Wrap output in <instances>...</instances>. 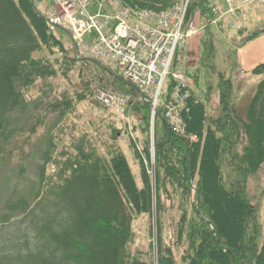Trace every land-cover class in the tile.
Masks as SVG:
<instances>
[{
    "label": "trees",
    "instance_id": "16d2710c",
    "mask_svg": "<svg viewBox=\"0 0 264 264\" xmlns=\"http://www.w3.org/2000/svg\"><path fill=\"white\" fill-rule=\"evenodd\" d=\"M127 1L156 10L165 9L169 3L168 0ZM194 11L199 12L204 22L212 17L209 0H189L186 16ZM263 32L264 27L236 43V48ZM64 34L70 44L63 41ZM50 43L62 52L64 62L59 60V63L65 68L63 73L58 72L59 64L55 66L34 54ZM75 56L76 46L68 31L60 26L49 30L32 0H0V138L7 135L8 115L23 106L21 88L29 84L30 75L63 76L77 65L74 60L80 59ZM83 59L95 65L91 74L94 82L122 91L128 97L131 111L137 113L136 126L147 154L149 103L140 98L137 88L123 80L113 66ZM213 60L212 39L204 37L200 62L204 72L208 70L218 78L220 95L216 114L207 117L204 102L189 94L182 116L186 131L197 139L190 140L163 125L156 141V207L158 212L161 207L162 211L164 207H174L179 212L168 214L170 243L162 240L159 221L157 264H173V249L179 246L185 264H264V225L258 240V226L252 220L253 207L243 195L246 174L258 168L264 158V78L258 80L245 116H241L231 95L230 78L218 67L216 71ZM250 72L264 74V62ZM103 74L107 77L103 78ZM62 102L64 108L69 106V101ZM161 110L156 107L162 119ZM38 115L32 116L34 122L40 118ZM109 138L111 141L108 139L102 146V153L91 147L85 137L68 139L59 154L62 167L55 196H42L38 190L27 214L33 213L27 221L24 246L0 245V264H153L151 249L131 250L133 215L150 216L149 174L143 166V185L138 187L123 149L112 141L113 137ZM50 153L47 149L42 155L40 182L44 180L45 164L51 160ZM222 155L226 156L227 178L222 172ZM25 202V198L19 199L16 206L19 212L27 209ZM222 206L230 209L233 223L228 219L230 215L225 216Z\"/></svg>",
    "mask_w": 264,
    "mask_h": 264
},
{
    "label": "rangeland",
    "instance_id": "374dc122",
    "mask_svg": "<svg viewBox=\"0 0 264 264\" xmlns=\"http://www.w3.org/2000/svg\"><path fill=\"white\" fill-rule=\"evenodd\" d=\"M100 1L98 0V2ZM32 2L36 12L47 21L49 30L59 29V25H62L72 38L70 30H74L73 25L65 27L64 23L51 22L48 20L45 11L40 10V8L49 9L52 13L61 17L60 19L66 20V16L73 11L70 8L69 10H63V5L75 4V1L32 0ZM168 2L166 10L171 9L178 2L186 5L183 27L188 28L191 34L183 39L182 52L185 63L183 67L187 72L189 84L186 88L188 96L189 94L194 95L204 102L205 115L207 117L209 114H216L220 95L218 78L215 73L211 74L208 70L204 72L200 62L202 38L212 39L215 69L216 71L218 69L223 70L224 74L230 78L231 95L235 106H237L238 113L241 116H245L246 107L257 88L258 80L264 78V74L246 72L235 66L234 59L238 48H236L235 44L264 27V16L256 17L251 13L252 7L258 8L262 6L264 9V2H259V0L246 2L243 0H209L212 17L206 20L208 22L207 25H205L206 22L203 21V17L199 15L198 11H194L189 17L186 16L189 0H168ZM87 10L88 8L84 11L87 14H91ZM95 25L99 26V24ZM78 28H81L79 24L77 25ZM86 34H84V38H86ZM52 35L55 36L54 34ZM63 41L66 44H70L65 34L63 35ZM86 43H83L85 47L90 46L92 40L88 41V44ZM44 46L37 49L34 54H38L44 60L51 61L53 64L55 63V66L59 64L58 72L61 71L63 73L62 71L65 68H62L63 66L59 63V60L64 62L63 57L60 56L62 52H58L55 45L51 43L46 47ZM95 46L96 43L93 47ZM75 57L80 59L74 60V64L77 65L70 67L67 74H62L63 76L59 74L47 76V74L43 73L42 75L32 73L30 75L32 79H27L29 84L21 88V92L24 94L23 106L20 110L12 111L8 115L7 130L5 132L7 135L0 138V151L7 153L6 155H0V245H5L6 248L14 245L24 246L27 221L31 219L33 213L31 215L27 214L35 203L38 190L42 196L48 198L55 196L54 190H57V185L60 181L58 174L61 169L59 168L62 167L61 148L67 145L69 138L85 137L90 142L91 147L94 146L102 153V146L108 142V139L111 141V138H109L111 136L113 137L112 141L115 144H119L123 149L132 174L137 185H139L138 187L143 185L141 178L143 166L149 174L151 182L149 189L151 192L150 216L144 213L133 215L132 229L134 238L131 250L146 252L148 248L151 249L152 263L157 264L156 255L159 243L157 226L160 227L159 221L161 223L162 240L164 241L165 239L166 243H170L171 225L168 214L177 215L179 212L174 207H164L165 211H162L163 208L161 207L158 212L156 207L155 145L162 133L163 125L176 133L178 131L169 125L163 109L161 110L162 119L158 112L150 111L147 125L149 151L145 154L140 138V130L136 126L139 123L137 118L135 119V114L137 113L131 111V107L128 105V97L124 98V108L121 111L97 100L95 96L99 90L110 89H107L108 86H101L96 81L94 82L91 74H93L95 65L92 62H88L89 60L83 59L86 62L81 60V58L87 56L76 53ZM87 58H90V56ZM263 62H259L256 65ZM105 77L107 76L103 74V78ZM175 81L170 75L165 76L158 101H156L158 108L161 109L168 96L172 95L171 89L175 87ZM140 98L144 100L142 96ZM62 101H69V106L64 108ZM46 105H49L48 108H45ZM34 114L35 116L37 114L40 116L36 122H34L35 120L32 117ZM180 115L181 124L185 125L183 116L182 114ZM109 124L114 125V127ZM191 134L193 136L192 140H196L197 136L193 133ZM107 135L109 137L106 138ZM183 136L190 138L189 135ZM105 138V141L99 142ZM54 143L56 145L53 146L52 144ZM47 149L51 151L52 157L45 164L44 180L40 182L39 167L43 160L42 155ZM151 152L152 157H150ZM222 159L224 161L222 163L223 176L227 178L226 167L228 166L224 160L226 156L222 155ZM229 171H232V169L230 168ZM243 188L244 198L253 207L254 217L252 220L257 223L258 230L256 234L258 235V240H260L264 225V158L258 168L246 174V185ZM20 198H25L27 206V209L22 212H19V209L16 208ZM222 207L224 208L225 216L231 214L229 213L230 209ZM229 217L228 219L233 223L231 215ZM180 254L181 247H174L173 264H185ZM142 258L144 257L142 256Z\"/></svg>",
    "mask_w": 264,
    "mask_h": 264
},
{
    "label": "built area",
    "instance_id": "2783aa9c",
    "mask_svg": "<svg viewBox=\"0 0 264 264\" xmlns=\"http://www.w3.org/2000/svg\"><path fill=\"white\" fill-rule=\"evenodd\" d=\"M72 1L75 4L63 5L62 8H70L74 12H70L66 20L45 9L48 20L64 23L65 27L73 25L74 30L70 31L77 53L114 66L123 80L137 88L152 112L156 109L163 80L170 75L176 80V85L163 105V112L169 125L178 131L177 134L189 135L192 140V134L186 131L180 119L188 98V80L182 53L183 39L190 33L182 30L186 5L178 2L171 9L156 10L139 7L127 0ZM86 8L91 14L84 11ZM78 24L81 28L77 29ZM85 33L86 38L83 37ZM90 40L91 45L85 47L83 43L88 44ZM125 97L122 92L103 89L95 96L101 103L119 111L124 108ZM150 154L152 156V152Z\"/></svg>",
    "mask_w": 264,
    "mask_h": 264
},
{
    "label": "crops",
    "instance_id": "0c3cea01",
    "mask_svg": "<svg viewBox=\"0 0 264 264\" xmlns=\"http://www.w3.org/2000/svg\"><path fill=\"white\" fill-rule=\"evenodd\" d=\"M251 13L256 17L264 16L262 6L251 8ZM261 19V18H260ZM264 61V33L239 46L235 53L234 64L246 72L250 71L257 63ZM244 71V72H245Z\"/></svg>",
    "mask_w": 264,
    "mask_h": 264
}]
</instances>
